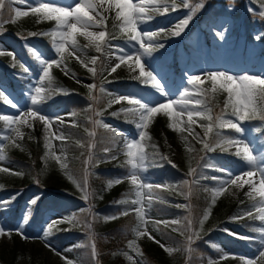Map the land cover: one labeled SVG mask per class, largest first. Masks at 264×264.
<instances>
[{
	"label": "rangeland",
	"instance_id": "obj_1",
	"mask_svg": "<svg viewBox=\"0 0 264 264\" xmlns=\"http://www.w3.org/2000/svg\"><path fill=\"white\" fill-rule=\"evenodd\" d=\"M37 2L38 0H28L27 4H20L17 3L16 0H11L10 5L14 10L19 9L21 11H25L28 10L29 4ZM46 2L53 5L68 6L71 8L74 7L78 0H46ZM93 2L97 5V11L100 12L104 17V23L99 27H93L89 30L96 32L106 31V20L110 17H114L115 19L116 13L120 10L116 9L114 5H110L108 0H103L102 4L101 0H93ZM132 2L138 3L139 0H132ZM173 2H176L178 5L180 4V0H170L168 3L171 4ZM10 5L6 3L7 8ZM229 6L230 0H206V5L203 10L195 15L186 28L188 30L193 29V31L184 38L172 36L165 38L164 32H159L154 43H164L165 47L163 49L157 50H172L178 55L180 60V72L178 74H170L168 72V68L154 64L152 62L153 60L151 59L152 55L150 57H142L141 63L145 65L146 70L155 69L160 73V77L162 78L163 83L166 85V90L169 93L167 98L160 97L159 94H156L150 84L149 90H142V86H144V84H142L140 80L134 79V77L139 75V68L135 66L134 60L121 63L120 67L117 68L115 72H111V68L119 63V61L116 59V56L120 53L114 48L105 47V80H111L113 83H107L104 85V88L108 91V93H110L111 100H114L116 95L124 94H135L136 96L143 97L148 101H152L153 99H161L166 101L168 98H179V95L182 94L184 88H192V86L188 85L186 82L188 75H200L201 80L203 81L201 85L209 86L210 89H212V83L211 81L206 80V74L208 72L220 71L227 72L235 76L251 74L254 76L264 77V51H262L264 45L261 42V40L264 38L260 40L255 39L258 34L264 32L262 26L260 25L259 15H254L249 11V9H254L258 13L261 10L260 0H234L233 11L227 10ZM187 13L188 9H185L182 6H179L176 11L170 10L166 14L150 12L149 15H151L153 18L146 22H138V31H158L160 29L170 28L176 22L184 18ZM247 13L252 14L253 17H255L253 18L254 22H251V24H249L250 26L245 24V26H243L239 32H237L233 25V20L236 19V16L240 15L238 17L240 18ZM90 14L95 16V13L90 12ZM208 17L209 19L206 21L205 19ZM96 19L99 20L100 17H96ZM29 20L36 23V29L39 32H47L54 29L56 26V21L39 19L36 15L31 14L30 11L27 16L18 18V22L20 23L22 21L23 24H27ZM116 21L120 25V21ZM240 23L241 22H237L236 25H239ZM103 25L106 26L103 28ZM9 27V23H3L0 25V88H3L8 96L18 104L20 109H22L25 107V89L29 87L30 84H34L36 82L35 78L37 76L34 73L38 69L36 60H34V66H37L36 69L30 68L29 64L25 62L23 58V49H27V45H31L34 55L36 54L34 50L38 49L39 54H42L43 57L49 60L53 58L60 59V57L56 56L53 46L48 52L44 51L40 47L38 44V41L40 42L39 37L44 38V36H38V38H34V40L21 41L19 38L16 40L9 35V31H7ZM216 32H223L224 38L222 40L219 39L215 35ZM14 35L18 36L15 33ZM107 38L108 35H106V40ZM76 40L80 51H75L72 49L71 44H66L68 51L63 54L61 67H56V69H58L67 78V84L72 87L74 91L79 93L82 91L81 87L88 88V85L93 84L97 86L95 75L89 71V68L95 69L96 64L93 65L91 63V59L96 58L97 52L95 51L94 47L88 46V40L83 36L76 34ZM107 44L119 46L120 48L127 50L129 53H133L139 48V45L136 44L135 41H128V34H126L125 38H112ZM81 47L91 51V53L94 55L90 53L91 55L89 54L90 56H87L88 51L86 52V50H82ZM9 53H15L17 60L22 61L30 69V72L27 74L23 73L22 69L19 67V64L14 67L12 57L9 55ZM129 65H132V67H129ZM70 66L77 68L78 72L81 74V78L75 79L70 74L65 75V71L68 73V68ZM4 74L6 77H14L16 80H21L22 84H17V87L13 85V88H11L10 82L5 78ZM105 80L103 82H105ZM218 91H222L219 89V85H217V91L215 92ZM257 99L258 97L255 98L254 103L258 107ZM112 104L115 103L113 102ZM118 105L127 106L128 104L126 101H121L118 103ZM42 111L45 114L44 109H42ZM54 111V116L52 117L60 116L64 119V123L60 124L59 122H54L51 125V131H61L65 136L63 125L68 123L73 124L74 121L69 120L72 119V116L68 115L69 111L63 108H57ZM230 111L231 107L229 106V112ZM0 114L16 117L20 115V111L18 108H13L3 100H0ZM96 116L97 115L95 113V118ZM101 116H97V118H101ZM226 118L235 120V117L227 116ZM194 119L196 120L195 124H198V117H194ZM98 120H100L102 124L109 125L112 128H120L116 122H113L108 118H101ZM182 121H186V117H183ZM248 121L249 120L239 122L245 131L243 134L238 133L234 136V138L241 139L245 143L250 142V147L255 149L253 154L259 157L261 153L264 152V147L260 146L262 144L257 145V137L254 136L253 131L249 129V126L246 124ZM29 122L33 125L31 128H29L25 123H19L12 125L11 127L4 124L5 126L0 130V156L4 157L3 160H0V168L9 169L8 172H0V183L5 185L8 190L6 193L0 196V201L7 202L3 206H0V226L13 230L10 234V238L8 236L0 237V257L4 261L6 260V262H14V264H66L67 260H71L72 264H86L84 263L85 261L83 262L82 258L79 257L71 248L72 245L78 243L80 240L85 242L87 239L86 233L78 232L75 234H69L75 229V227L63 218L72 215L75 210L86 208V214L84 218L87 220V224L89 221L91 222V227H89L90 229L97 230L100 233L110 231L120 221L121 215L118 218L112 220H106L105 217L113 216L116 213H120L122 210V208H112L110 206L112 198L111 193H116L118 186H122L124 183H128L130 181L124 180L119 184H113L108 190V193L99 198V201H90L89 198L88 200H85L81 191L74 185V183H72L71 180L65 178V175L62 172L63 169L60 167V163H66V153L64 150L62 151V142L64 140L57 139L55 136L49 134L48 141L50 147H45L47 154H45L42 159L44 171L43 174L39 176V179H42L40 184L41 188H39V185L34 189L18 188L24 187L20 186L23 183L24 176L18 168L8 162V156L15 154L16 156L29 161L31 159L28 149L29 143L40 141L43 142L45 146L44 126L39 121L30 119ZM168 124L169 120L166 116H164L162 113L157 114L149 123V127L146 131L148 136L151 135L156 129L161 131L168 147L167 157L177 166L176 168H178L180 171V174H178L180 180L176 181L177 183H180L185 180V176H188L187 174L189 169L194 168L192 156L193 150L191 146V140L193 141V139L188 131L173 130L168 127ZM207 125L208 123L201 124L200 131L198 134L194 135L195 140L199 144L201 143V139H205V127ZM95 126L103 127L101 125ZM177 127L186 128L187 125L186 123L182 122L178 124ZM12 128H18L22 133V138L17 139L12 131ZM220 130L227 132L234 131L232 129ZM134 131L135 133H129L127 138H136L138 140L139 138L137 135V130L135 129ZM86 135L88 136V134ZM5 136L10 137L11 139L6 140L4 139ZM86 143L87 141H83L81 145L85 146ZM231 148L236 149V147H225L224 152L226 153ZM49 152H54L55 155L60 156L61 162L58 163L52 156L48 155ZM216 153L217 152H213L209 156L208 161L211 162L212 165L214 164L218 165L220 168L228 169L234 176L242 175L244 171L250 170V166H248L245 161L241 163L235 162L229 165L224 162L222 158H219ZM99 163L102 167H108L110 166L111 159H104ZM119 164H122V162ZM258 167L264 168V159H258ZM210 169H213V167ZM155 170L157 171V169ZM127 171L128 169H126L124 173L118 175L117 177L126 175ZM15 173H22V175H16ZM107 174H110V172L107 171ZM203 174H205V172H203ZM211 174L216 175L215 177H218L220 180L228 179V175L226 173L218 170L216 173L213 172ZM143 176L154 185H161V187L164 188L162 191L166 193V195L161 194L163 198L161 200H167L171 206H174V208L177 209L174 214L171 211L172 214L165 216L164 218L166 220H180L183 219L184 215V217H186V212L188 210L186 208L188 197L179 191L180 189L178 187H176V191H172L169 189L166 179L163 177H156V175L152 174L148 169L143 173ZM244 179H247V177H244ZM253 182L259 186V173L253 177ZM241 183L243 182L241 181ZM213 186L218 187V183L214 184ZM52 190H56L57 195L51 194L54 192ZM250 190L249 184H243V187L241 188H237L235 185L231 184L227 185L225 190L216 197L215 204L211 205L210 214L208 219L204 222L202 229L199 225V220L202 218L204 213L198 215L196 219L194 218V220L191 218L193 222L196 221V225L192 229H188L187 232L189 235L192 232H198L199 235L194 239L192 244L188 243L186 246L187 250L191 249L192 251L195 248V244L199 238H204L201 243H203V245L206 247L207 245L214 247L220 246V240L223 237H227L229 240L238 242L246 241L237 238V236L240 235L248 236L239 227L240 219L233 221L230 218H224L226 217L229 207L234 204L241 195H246ZM143 191L145 194L143 203L147 212V215L145 216L147 223L145 224V228L141 230L143 231L146 229L156 241H159L160 244H164L165 246L172 248L173 251L171 254L166 253L160 247V244L149 239L147 236H136L133 240L126 242V249H121L114 253L113 259H117L116 261L119 264H145L143 255L144 251L148 250L151 255L155 256L161 262V264H175V255H173V253L176 250L174 246L171 243L161 239V237L156 233L160 224H156L155 222L162 221L163 219L156 218L152 212V208L148 209L147 207L149 200H151L152 205V201L157 199L158 194L152 190L151 197H149L148 190L145 189ZM63 192L72 193L69 195L76 197H73L71 200L67 199L68 201L65 204L59 203L57 202V197H63V195H66L63 194ZM42 193L47 195V214L42 218V220H39L40 225L36 226L35 229H31L30 226L27 225L31 211L34 210V207H32L33 205L30 204V200L34 197L40 198ZM10 197L23 198L22 206H20L19 212L15 211V200L9 201ZM256 198H258V195H256L255 199ZM176 205H185L186 207L178 208ZM134 207L136 206L133 205V208ZM8 210H12V213L16 212V215L14 214V217L12 216L11 218H8L10 217ZM93 216L95 217L94 219ZM135 217L136 223L138 224L136 214ZM244 218H246V216H244ZM62 222H66L69 225L62 226ZM17 228H19L20 231L28 237L39 238L28 240L22 239L21 236L16 231H14ZM63 229L64 231H67V236L63 238L66 241H63L58 237L51 238L50 233L52 231L60 232ZM225 229L228 231H224ZM44 232H48L49 235L45 237L43 235ZM229 232L235 233L236 235H230ZM179 235L183 238L186 237L185 234L182 233ZM133 241H135V245L130 247V242ZM186 241L188 242V236L186 237ZM207 242H211V244ZM46 245H50L51 247ZM256 246V251L254 253L248 254L244 251L239 253L237 251L231 250V253L227 254L213 252L211 256L207 257L208 264L210 260L213 262V264L234 262L237 257H242L245 264L249 260H251L253 264H261V259L259 258L260 246L258 242L256 243ZM190 262L187 261V263ZM200 263L201 262H198V260H194L191 264Z\"/></svg>",
	"mask_w": 264,
	"mask_h": 264
},
{
	"label": "snow or ice",
	"instance_id": "obj_2",
	"mask_svg": "<svg viewBox=\"0 0 264 264\" xmlns=\"http://www.w3.org/2000/svg\"><path fill=\"white\" fill-rule=\"evenodd\" d=\"M6 2L11 4V0H0V24L4 23L2 17L4 15V9ZM17 3L27 4L28 0H16ZM110 5H114L116 9H119L116 13V20L120 21V31L122 33L128 34V41H135L139 45V48L135 52L129 53L127 50L120 48L119 46L108 45L106 40V31H91L90 28L99 27L104 23V17L100 12L97 11V5L94 4L93 0H78L75 3L74 7L53 5L46 2V0H38L37 3L29 4L28 10L21 11L19 9L14 10V15L16 18L27 16L29 11L31 14L36 15L39 19L47 21H56V26L54 29L47 32H29L27 36H47L51 38L52 46L55 50L56 56H59L60 59L53 58L51 60L43 57L42 54H39V50L35 51V60L38 62V72L39 75L35 78L36 82L30 84L29 87L25 89L24 92V104L25 107L20 109L18 104L14 102L8 94L4 91L3 88H0V100H3L5 103L9 104L13 108H18L20 115L16 117L8 116L6 114H0V121H3L5 125L11 127L12 125L25 123L29 128L33 125L30 123L31 120L39 121L44 126V138H45V147L49 148L48 136L49 134L55 136L57 139L64 140L66 139L63 132L51 131V125L54 122H59L60 124L64 123V119L60 116H48L42 111V103L51 99L52 95L57 92L63 93L65 90L53 86V77L50 70L55 67H61L63 61V54L68 51L66 44H71V47L75 51H80L76 34L83 36L88 40V46L95 48L97 53H103L105 47L114 48L120 54L116 56V59L119 61L114 67L111 68V72H115L117 68L120 67L121 63H126L128 61L135 62V66L139 68V75L134 77V79L140 80L142 84L148 85L154 89L156 94H159L160 97H168L169 93L166 90V85L163 83L160 73L155 69L146 70L145 65L141 63L142 57H150L152 53L157 49H163L165 47L164 43H154L159 32H164L165 38L179 37L188 27L191 20L195 15L202 11L206 5V0H180L178 5L176 2L169 4L167 0H139L138 3H133L132 0H108ZM103 0H101V4ZM261 10L257 13L254 9H249L254 15L258 14L259 17L264 18V0H260ZM179 6H182L185 9H188L187 15L176 22L172 27L167 29H160L158 31H138V22H146L151 20L153 17L149 13L157 14H166L170 10L176 11ZM228 11L234 10V0H230V6L227 9ZM91 13H95L91 15ZM96 17H100L99 20ZM14 22V21H13ZM215 35L219 39L224 38L223 32H216ZM24 38V37H22ZM264 38V33L258 34L255 39L260 40ZM26 40V38H24ZM147 42V43H146ZM29 53H33V48L31 45H27ZM142 50V51H141ZM71 54V53H70ZM13 60V66L15 67L19 64V67L22 69L23 73L27 74L30 72V69L22 62L18 61L15 53H9ZM97 58H92L91 63L96 64ZM132 67V65H129ZM63 70V69H62ZM135 70V69H133ZM89 71L96 74L94 68H89ZM65 75H68L65 71ZM74 75V74H73ZM206 80L211 81L212 89L211 91H217V85L219 89L228 94L227 99L224 103V109L221 110L220 114L215 117L212 115L211 109L201 110L199 107L202 104V101L198 98L200 95L204 94L207 90H202L198 86L203 83L200 75H188L187 84L191 85L192 88H184L182 94L179 95V98H168L166 101L161 99H153L148 101L143 97L136 96L135 94H124L116 95L114 100L110 101L111 103H119L121 101H126L130 107L122 108L120 112L125 113L126 118H130L131 122L134 123L137 130L138 140L136 138H125L124 148L126 149L125 155L127 157L126 161L122 166H125L128 171L124 176L117 177L108 182V187H111L113 184H119L124 180L130 181L131 185L134 187L135 199L131 200V204L136 207L125 209L121 213H116L113 216L105 217L106 220H112L118 218L120 215H127L129 212H135L138 224L134 229L135 235L137 237L147 236L149 239L154 240V242L160 244L159 241H156L153 236H151L148 231L141 230L145 228L147 221L145 216L147 212L145 210L144 201V191L148 190V195L151 197L152 190L156 187H161V185H154L149 182L146 177L143 176V173L149 167L153 166H162L157 163V156L160 161H167L171 164L172 167H177L167 156L159 155L158 150L153 155H149L145 151V146L143 141L150 139L147 133L149 123L157 114H163L169 120L168 127L176 131H188L190 135H195L192 132V125L196 123L194 117H198L200 120L209 121L208 125L205 127V139H201L200 142L203 143V148L209 152L213 151L214 148H225V147H236L235 155L240 157L243 161L250 166V170L244 171L242 175H233L230 170L220 168L216 165H211L214 170L224 172L228 175V179L220 180L218 177H208L204 176L203 173H200L202 179H211L218 181V187L212 190V200L211 205L215 204L216 197L219 196L226 188L227 185H235L237 188L243 187V184L250 185V191L246 194L250 199H255L256 195L259 197L258 203L254 204L256 215L253 216L251 210L240 214L239 216H233L230 219L236 221L243 218V216H249L253 219H258L261 223L259 225H249L250 231L258 233V236H237L238 239L246 240L252 243H259L260 251L259 258L261 259V264H264V168L258 167V159H264V152L258 157L253 154L254 148L250 147V142L245 143L241 139L236 138H226L222 135L221 132H216L213 142L210 144L207 142L206 138L209 134L213 133L214 128L219 129H232L236 133L243 134L245 129L241 126L239 122L245 120H255L259 119L264 121V107H257L254 103L256 97H260L264 100V77L254 76L251 74H242L239 76L231 75L227 72H208L206 74ZM89 88V98L95 99L92 97V90L95 89L96 85H88ZM100 91L103 92L104 89L101 87ZM195 94V95H194ZM192 105L191 107L189 105ZM231 107L230 112L226 110ZM120 113H112L113 116H119ZM75 115V113H73ZM97 116H101V112H96ZM227 116L235 117V120L231 118H226ZM186 117V121H182V118ZM186 123V128H178L177 125L180 123ZM94 125H101L105 128H110L109 125L102 124L100 120H93ZM75 126V125H73ZM13 133L17 139L22 138V133L18 128H12ZM115 132L116 130H112ZM255 131L260 132L264 131L260 128L255 129ZM88 135L91 137L94 135L93 132H89ZM4 139H11L10 137L5 136ZM19 146V145H17ZM83 146V145H81ZM91 147V145H90ZM115 147V145H113ZM153 149H156V146L152 145ZM63 151V149H62ZM112 151V148H106L105 153ZM48 155L52 156L58 163L61 162V157L55 155L54 152H49ZM106 159L115 160L117 157L115 155L106 156ZM4 157L0 156V160H3ZM89 162L96 163L92 161L91 155L89 159L85 161L87 165ZM62 169L67 168L66 163H60ZM8 168H0V172H8ZM259 173V186L253 182V177ZM16 175H22V173H15ZM188 176L193 177L192 183L196 182L197 178V169L190 168L187 174ZM247 177V179H244ZM68 179L71 180L76 187L81 191L82 196L85 200H88L90 193L85 190V185L78 183L71 174H68ZM241 181L243 183H241ZM189 180L185 179L182 181V184L188 185ZM15 197H10L9 201L14 200ZM157 199H160L157 197ZM39 200V197H34L30 200L31 205H36ZM163 202V201H161ZM5 201H0V206H3ZM117 203H126V201H118ZM211 205L204 212L202 218L199 220V225L202 229L204 222L208 219V216L211 211ZM151 200L147 205L148 209L151 208ZM176 207H186L185 205H176ZM83 211V210H81ZM95 217L93 216V219ZM69 223L75 219V215H70L65 217ZM186 225L183 228L173 229L187 231L193 226V221L191 217H184ZM156 224L163 223L165 227L169 225H181L182 221L171 220V221H156ZM88 227H91V222H88ZM13 230L6 229L3 226H0V237L8 236ZM22 239H35L39 237H28L19 228L15 229ZM159 231V229H157ZM224 231H228L225 229ZM230 235H236L235 233L229 232ZM43 235L47 237L48 232H44ZM199 235L198 232H192L188 236V243L192 244L194 239ZM211 244V242H207ZM135 245V241L130 242V247ZM51 247L50 245H46ZM160 247L166 252L171 254L173 249L160 244ZM54 250V249H53ZM93 255H96L95 245H92ZM191 251V249H189ZM66 264H72L71 260H67ZM209 264H213L210 260ZM246 264H253L251 260L247 261Z\"/></svg>",
	"mask_w": 264,
	"mask_h": 264
},
{
	"label": "trees",
	"instance_id": "obj_3",
	"mask_svg": "<svg viewBox=\"0 0 264 264\" xmlns=\"http://www.w3.org/2000/svg\"><path fill=\"white\" fill-rule=\"evenodd\" d=\"M192 2V0H190ZM7 3V2H6ZM10 5V4H9ZM4 23H9L10 27L7 31H9V35L17 40L19 38L21 41L25 40H34V36H27L29 32H39L36 29V23L29 20L27 24H23L22 21L19 23L18 18L14 15V9L10 6L8 8L5 6L4 15L2 17ZM23 19V18H22ZM14 21V22H13ZM19 23V24H17ZM3 24V23H2ZM0 24V25H2ZM49 26V25H48ZM15 34L18 36L14 35ZM107 43L111 41L112 38H125L126 34L120 31V27L118 22L116 23L112 19L109 20L107 27ZM23 36L24 38L20 37ZM40 42L38 44L44 51L51 50V38L44 36V38L39 37ZM264 43V41H262ZM82 50H86L81 47ZM105 50V49H104ZM88 50H86L87 52ZM24 59L27 63L32 65L35 64L34 53H29L27 49H24ZM91 51L87 52V56H90ZM90 54V55H89ZM163 55V61L167 62V60L173 57V51H169L167 53L161 52ZM94 55V54H93ZM167 55V56H166ZM96 66H95V80L97 81V86L95 89L92 90V97L95 99L89 98V88L81 87L79 93L74 91L72 87L67 84V78L58 70L56 67L51 69V75L53 77V86L64 89L63 93L57 92L54 93L51 99L44 102L45 107H58V106H66L71 110L72 119L74 120L73 124H66L64 126V133L66 135V142L62 143L63 148L66 150L67 156V168L63 169V174L65 178L68 179V174H71L73 178L81 184L85 185V190L90 193L89 200L90 201H99V198L104 196V194L108 193L110 187H108V182L114 179V174L117 172L123 173L125 168H117L116 163H112L108 168H102V173L96 175L93 171H91V167L94 169L97 167V164H93L89 162L87 165L85 161L89 159V155H91L92 161L96 163L99 162L101 159H106V156H112L110 153H115L116 155H120L124 146L122 145L124 136L117 131L113 132V129L109 128H100L95 125H92V121L96 120L95 113L101 112L104 117L113 118L115 122L120 124L123 128L127 127V121L129 118H126L125 113L120 112L122 109L121 106H118L117 103L110 104L111 95L108 91L104 88V85L107 83H113L111 80H105V60L106 54L97 53L96 55ZM37 72V71H36ZM68 74H70L75 79L81 78V74L78 72L77 68L74 66H70L68 68ZM74 74V75H73ZM5 75V74H4ZM5 78L10 82V86L17 85L19 80H16L14 77H6ZM105 80V82H103ZM102 82V83H101ZM103 88L104 91L101 92L100 88ZM202 90H207L204 94L200 95L198 98L202 101L200 105L201 110L211 109L212 115L215 117L216 115L220 114L221 110L224 109V103L226 100L225 93H213L210 92L207 88H200ZM107 91V92H106ZM69 95V97H66ZM73 100V101H72ZM69 101H72L71 103ZM258 107H264V100L260 97L257 99ZM50 114H53L51 111H46ZM120 113L119 116H113L112 113ZM75 113V115H73ZM206 121L207 120H203ZM209 122V121H208ZM4 123L0 121V127H3ZM75 125V126H73ZM247 125H251V129L259 138L260 143L264 144V131L257 132L255 129L260 128L264 130V121H260L259 119H255L252 121H248ZM192 129L197 132L198 129L196 127H192ZM218 128H214L213 133L210 134L209 138L206 139L208 143H212L215 133L218 132ZM87 132V133H86ZM89 132H93V136H87ZM199 132V131H198ZM197 132V134H198ZM220 132V131H219ZM87 137V138H85ZM150 139H146L143 141L146 152L151 156L153 155L156 150H158L159 155L166 156L168 147L165 142V138L163 137L160 130L156 129L151 135H149ZM87 139V140H86ZM83 141H87L85 146H81ZM156 146V149L152 148V145ZM203 144V143H200ZM197 141L191 140L192 146V156H193V166L197 169V178L196 182L192 183L193 177L185 176V179L189 180L188 185L182 184V182L177 183L180 178L178 174L180 171L175 167H172L171 164L167 163V161H160L159 157L157 156V163L162 166H153L150 167L151 170L157 169L161 175H165L166 178L169 179V183L171 184L173 191H176V187H178L182 193H184L187 198V209L186 217H191L193 220L198 215H201L206 211L209 206L211 205L212 200V188L210 187L209 183L211 179H202L200 177V173L205 172L204 176L211 177L209 172L211 171V162L208 161L209 156L213 152H217L216 155L219 156L220 154H225V156H221V158L229 159L237 161L240 157L235 155V150L232 149L229 152H224L225 148H214L213 151L209 152L203 148V145H200ZM91 145V147H90ZM115 145V147H113ZM106 148H112V151L109 153H105ZM28 149L31 155V159L29 161L24 160L21 157L16 156L15 154H11L8 156V160L23 173V183L18 188H36L39 185L41 188V181L39 176L43 174V156L46 153V148L43 142L35 141L28 144ZM119 160V159H118ZM107 171L110 174H107ZM113 173V175H111ZM115 174V176L117 175ZM73 183V182H72ZM75 185V184H74ZM76 186V185H75ZM7 187L0 183V196L6 193ZM48 191V190H47ZM51 194H56V190H52ZM42 192V191H41ZM159 192V191H158ZM162 195H166L164 191H161ZM63 194H66L63 192ZM69 194V193H68ZM72 194V193H70ZM57 195V194H56ZM111 207L112 208H122L121 212L125 209L133 208L131 204V200L134 199L135 193L132 186L127 183L123 184L122 186H118V190L116 193H111ZM47 195L45 193L41 194L36 205H33L34 210L32 211L27 225L30 227L38 226L39 220H42L45 214V210L47 209V202H46ZM163 199V198H162ZM15 211H20V206H22L23 198L15 197ZM126 201V203H117L118 201ZM58 202V200H57ZM62 204L67 203V201H61ZM255 204L248 195H241L240 198L232 204L227 213L226 217L231 218L233 216H239L242 213H245L249 210L253 212V216L256 215L255 208L253 205ZM83 210V211H81ZM85 209L75 210L72 215H75V219L72 221V225L75 229L70 232L69 234H75L78 232L86 233L87 239L86 241L80 240L77 244L72 246L74 252L82 258V261L86 264H119L116 260L113 259L114 253L118 250L126 249L125 244L127 241L133 240L136 235L134 229L137 225L136 217L134 212H129L127 215H121L120 221L117 223L114 228L110 231L100 233L97 230H92L88 227L87 220L84 218L86 214ZM189 210H191L189 212ZM173 212L177 211L174 206L164 200L163 202H159L158 205L152 210L153 214L166 221L164 218ZM10 213L11 218L15 213H12V210H8ZM120 212V213H121ZM185 216V215H184ZM183 216V218H184ZM14 217V216H13ZM162 220V221H163ZM182 221L181 225H169L165 227L163 223H160L158 229L156 231L157 235H159L163 240L171 243L174 248L175 252L173 255L174 263L175 264H191L192 261L198 260L201 262L200 264H208L207 257L211 256L213 252H220V254H225V249L231 251H244L248 253H254L257 249L256 243H252L249 241H232L227 239V237L222 238L220 240V246H210L203 245L201 243L204 238H199L197 243L195 244V248L192 251L187 250L188 242L186 241V237L189 236L187 231H174L173 229L183 228L186 225V221L184 219H180ZM171 221V220H167ZM261 222L258 219H253L252 217L246 216V218H241L239 221V227L242 229L243 232L250 236H258V233L249 230V225H259ZM62 226H67L69 224L62 222ZM196 225V221L193 222L192 228ZM191 228V229H192ZM185 234L186 237H181L179 234ZM52 237H58L62 240L65 236H67V231L64 229L60 232L52 231ZM95 245L96 255H93L92 245ZM145 259V264H161V262L151 253L146 250L144 251L143 255ZM187 261H191L187 263ZM186 262V263H185ZM0 264H14V262H6L0 257ZM218 264V263H217ZM222 264H245L241 257H237L234 262H224Z\"/></svg>",
	"mask_w": 264,
	"mask_h": 264
}]
</instances>
